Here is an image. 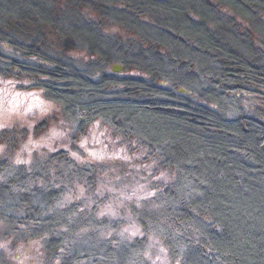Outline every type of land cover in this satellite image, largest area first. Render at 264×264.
I'll return each mask as SVG.
<instances>
[{
    "label": "trees",
    "instance_id": "trees-1",
    "mask_svg": "<svg viewBox=\"0 0 264 264\" xmlns=\"http://www.w3.org/2000/svg\"><path fill=\"white\" fill-rule=\"evenodd\" d=\"M59 2L71 13L54 0H0V75L30 76L78 132L101 121L134 143L155 193L132 209L141 238L119 241L65 203L77 183L93 189L94 165L66 150L29 166L0 160L4 236L39 239L48 264H152L149 238L178 264H264V121L242 103L264 87V0ZM50 36L62 51L85 48L90 67H70ZM111 62L139 74H110Z\"/></svg>",
    "mask_w": 264,
    "mask_h": 264
},
{
    "label": "rangeland",
    "instance_id": "rangeland-1",
    "mask_svg": "<svg viewBox=\"0 0 264 264\" xmlns=\"http://www.w3.org/2000/svg\"><path fill=\"white\" fill-rule=\"evenodd\" d=\"M58 1L54 0L57 9L59 7L71 13L69 6ZM119 30H124L122 25H108L104 28L107 35L125 38ZM69 37L71 36L68 34L64 35L61 42L73 40ZM56 41L50 36L47 42L54 45V51L65 54L70 59L67 63L70 67L80 72L90 67L87 63H82L90 58L85 48L77 49L74 43L62 51ZM57 42L64 44L59 39ZM8 50L12 51V48L8 46ZM113 63H108L105 68L110 74H139L135 70L114 72ZM99 66L97 64L91 68L98 70ZM208 67L213 68L210 64H201L200 70L204 71ZM26 77L18 84L17 80L0 75V160L29 166L35 158L42 157L44 160L49 153L66 150L79 163L94 165L97 179L92 184L93 189L88 187L87 182L77 183L70 190L65 203L82 204L89 213H94L102 223L100 230L106 231L105 235L108 237H117L119 241L141 238L143 232L132 209L154 197L151 182L155 177H152L150 168L143 169L137 163L136 153H132L134 143L129 144L112 135L108 126L101 121L95 122L84 133L78 132L75 123L64 117L61 105L36 87L29 79L30 76ZM167 84L168 82L163 85ZM253 87L255 91L247 94L242 103L248 115L264 121V87L258 81ZM1 224L3 223L0 222V264H48L39 239L15 244L17 242H14V237L4 236L6 230ZM147 242L145 257L148 262L178 264L169 258L164 247L153 243L152 238ZM54 264L58 262L55 261Z\"/></svg>",
    "mask_w": 264,
    "mask_h": 264
},
{
    "label": "water",
    "instance_id": "water-1",
    "mask_svg": "<svg viewBox=\"0 0 264 264\" xmlns=\"http://www.w3.org/2000/svg\"><path fill=\"white\" fill-rule=\"evenodd\" d=\"M112 70H113L114 72H117V73H118V72H119V73H122V72L125 71V66H124L122 63L115 62V63H113V65H112ZM162 83H163V84H166L167 82H166L165 80H163ZM179 91L182 92V93H184V94H189V95L192 93L191 91L187 90V89L184 88V87H180Z\"/></svg>",
    "mask_w": 264,
    "mask_h": 264
}]
</instances>
